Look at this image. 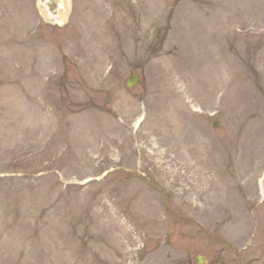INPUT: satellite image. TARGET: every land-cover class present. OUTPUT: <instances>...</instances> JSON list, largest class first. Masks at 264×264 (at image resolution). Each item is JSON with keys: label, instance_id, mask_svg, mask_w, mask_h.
<instances>
[{"label": "rangeland", "instance_id": "obj_1", "mask_svg": "<svg viewBox=\"0 0 264 264\" xmlns=\"http://www.w3.org/2000/svg\"><path fill=\"white\" fill-rule=\"evenodd\" d=\"M198 255L264 264V0H0V264Z\"/></svg>", "mask_w": 264, "mask_h": 264}, {"label": "bare ground", "instance_id": "obj_2", "mask_svg": "<svg viewBox=\"0 0 264 264\" xmlns=\"http://www.w3.org/2000/svg\"><path fill=\"white\" fill-rule=\"evenodd\" d=\"M199 84H201V83H199ZM241 95H239V100L238 99H235V103H243L246 99H245V95H243V93H240ZM232 99H234V98H232ZM177 110H178V108L176 107V101H173V102H169V104L167 105V107H165L164 108V111L166 112L167 111V115L169 116V117H171V119H172V121L175 119V117H176V114H177ZM175 124H174V126H175V128H176V130H180L179 128H177L178 127V125H179V123H178V121H175L174 122ZM253 125V122H251L250 123V126H248V128L249 129H252L253 130V128H254V126H252ZM255 129V128H254ZM249 144H251V142L250 141H246L245 142V145H249ZM245 158V159H244ZM241 159L242 160H247L248 159V157H247V155L244 153V154H242V156H241ZM255 175L253 174L252 175V178L254 177Z\"/></svg>", "mask_w": 264, "mask_h": 264}, {"label": "water", "instance_id": "obj_3", "mask_svg": "<svg viewBox=\"0 0 264 264\" xmlns=\"http://www.w3.org/2000/svg\"><path fill=\"white\" fill-rule=\"evenodd\" d=\"M137 81H138V77L136 75L132 74V75H130V76L127 77V79H126V85L128 87H131ZM197 262H200V260L198 258H197Z\"/></svg>", "mask_w": 264, "mask_h": 264}]
</instances>
